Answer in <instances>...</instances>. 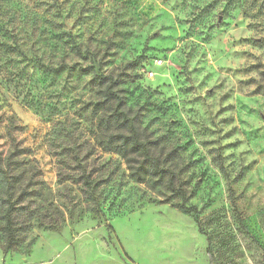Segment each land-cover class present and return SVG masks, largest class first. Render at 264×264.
Returning <instances> with one entry per match:
<instances>
[{
    "label": "rangeland",
    "instance_id": "obj_1",
    "mask_svg": "<svg viewBox=\"0 0 264 264\" xmlns=\"http://www.w3.org/2000/svg\"><path fill=\"white\" fill-rule=\"evenodd\" d=\"M106 73L142 128L170 137L204 232L96 146ZM0 116V150L11 133L27 148L15 165L55 226L5 253L0 219V264H210L207 236L213 264H264V0H0Z\"/></svg>",
    "mask_w": 264,
    "mask_h": 264
},
{
    "label": "trees",
    "instance_id": "obj_2",
    "mask_svg": "<svg viewBox=\"0 0 264 264\" xmlns=\"http://www.w3.org/2000/svg\"><path fill=\"white\" fill-rule=\"evenodd\" d=\"M98 99L94 104L97 114L95 144L100 149L122 157L129 169L130 175L138 183L153 182L164 187L173 195L181 199L180 210L193 215L202 232L205 228L199 217L201 209L197 205L188 204L190 191L182 181L184 167L179 168L176 163L177 151L169 145L168 134L154 135L142 128L139 115L131 112L121 93L120 79L113 73L100 74L97 77ZM1 120V116H0ZM12 150L4 156L0 150V219L4 237V252L20 250L30 252L36 236L34 226L55 229L54 225H47L38 218V203L33 197V191L23 176V170L16 164V158L26 154V147L19 144L10 134ZM224 176L230 180V174L224 163L220 150L213 156ZM237 174L231 181H238ZM75 182L84 185L85 201L90 210L98 211L90 202L89 191L94 188L93 180L86 173L73 176ZM229 196L234 208V188L229 186ZM236 211V209H235ZM240 229L246 235L253 237L241 218ZM207 251L210 264H213L212 239L207 236Z\"/></svg>",
    "mask_w": 264,
    "mask_h": 264
},
{
    "label": "built area",
    "instance_id": "obj_3",
    "mask_svg": "<svg viewBox=\"0 0 264 264\" xmlns=\"http://www.w3.org/2000/svg\"><path fill=\"white\" fill-rule=\"evenodd\" d=\"M161 62H162V60H159V63H161ZM149 75L152 77L154 75V72L150 71Z\"/></svg>",
    "mask_w": 264,
    "mask_h": 264
}]
</instances>
